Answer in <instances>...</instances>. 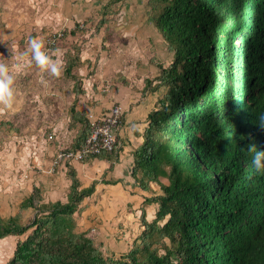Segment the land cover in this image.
<instances>
[{
    "label": "trees",
    "instance_id": "obj_1",
    "mask_svg": "<svg viewBox=\"0 0 264 264\" xmlns=\"http://www.w3.org/2000/svg\"><path fill=\"white\" fill-rule=\"evenodd\" d=\"M122 1L107 2L96 29ZM146 14L171 59L153 60L159 73L143 78V94L165 93L149 113L128 175L151 191L143 203L155 205L154 218L143 205L138 237L119 256L105 253L89 230H77L98 180L82 186L69 162L67 200L47 201L34 186L21 203L34 211L27 221L0 214V239L18 237L6 264H264V173L252 168L248 152L249 144L264 149L256 123L264 112V0H147ZM81 64V56L70 57L65 72L83 96V77L73 72ZM69 116L78 125L69 146L76 150L90 121L76 104ZM121 148L89 158L114 161Z\"/></svg>",
    "mask_w": 264,
    "mask_h": 264
},
{
    "label": "rangeland",
    "instance_id": "obj_2",
    "mask_svg": "<svg viewBox=\"0 0 264 264\" xmlns=\"http://www.w3.org/2000/svg\"><path fill=\"white\" fill-rule=\"evenodd\" d=\"M10 3L9 0H0V59L5 60L15 74L16 100L11 108L0 106V185L3 184V180H7V176L9 180L20 182L25 170L32 167L29 163L30 158H33L36 153L37 141L43 144L45 152L52 149L55 143L57 144L56 140L67 141V145L64 143L63 146L69 147L78 130V125H74L70 117L68 118L69 108L73 104L78 106V103L83 102L88 106L95 103L94 99L74 92V80L65 72L67 60L70 57L83 58L81 66L73 69V72L83 77L82 85L85 92L92 93L97 87L96 90L102 92V97L108 96V92H112L116 86L121 90L129 88L143 93L147 89L148 81V78L144 80L143 78L154 75L153 71L156 72L157 68L148 62L142 65V58L144 59L155 50L159 51L160 60L164 59L166 62L170 58L167 53V44L162 36L154 34L148 23L147 0H135L130 7H134L137 11L139 9L140 14H133L128 18L131 20L128 34L134 36L136 40L140 39V43L147 46V52H140L142 50L140 48L132 49L131 52L140 58L113 57L114 51L109 43L104 44V55L98 49L93 53L90 50L87 53L83 52L84 47L96 48L90 41L93 32L87 31V27L95 23V33L100 21L99 14L83 18L69 16L66 4L62 6L59 0H14L12 8H9ZM119 7H122V4L114 5V8ZM117 21L123 22L126 18L122 15ZM74 28H77L76 34H70ZM58 31H63L64 37L60 38L56 45L47 44L48 37ZM111 34L112 32L107 30L105 38L107 41ZM33 36L44 39L53 59L57 58V50H59V58L63 61L59 76L54 75L50 70L42 71L32 59L29 42ZM120 52L124 54L119 49L115 51L117 54ZM22 53L26 54L21 55ZM120 57L123 56L120 55ZM86 58L90 59L84 60ZM113 60L117 61L112 64ZM135 63L138 65L136 66ZM155 65L158 67L157 64ZM128 69H130L129 75L122 74L114 77L115 74ZM149 92L150 90L143 95ZM51 133L56 134V140H50ZM46 159L52 158L47 156ZM23 165L26 167H22ZM37 171L42 175H49L44 163L37 167ZM123 177L124 181L119 185L112 186L98 182L97 191L95 190L96 192L86 199L83 211L78 216L80 221L84 219V227L101 245L103 251L116 256L125 252L140 234L142 230L140 217L145 204L143 202L145 196L151 195V191H143L138 186L131 185L133 181L130 176ZM61 195L65 194L62 192ZM21 203L19 214L23 221H27L34 211L21 209ZM144 206L146 217L152 220L155 216V205ZM82 228V223L78 224L77 230L80 231ZM17 238L11 235L0 239V264H6L13 256Z\"/></svg>",
    "mask_w": 264,
    "mask_h": 264
},
{
    "label": "crops",
    "instance_id": "obj_3",
    "mask_svg": "<svg viewBox=\"0 0 264 264\" xmlns=\"http://www.w3.org/2000/svg\"><path fill=\"white\" fill-rule=\"evenodd\" d=\"M9 1L11 2L9 8L14 7V3H13L14 0H9ZM108 1L109 0H59V4L61 2H62V6L66 4L65 7L68 12L67 14L69 16L83 18V17H94L99 14V17L101 18L105 5L107 4ZM134 1L135 0L122 1L121 2L122 7L118 8L113 13H109L107 16L109 18V22L106 23L105 26H102L99 29H95V33H94V25H96L95 23L92 24V26L87 27V30L89 28V30L93 32L92 36H90V41L92 44H94V47L96 48L92 47L90 49H87V47L86 48L84 47L82 49L83 52L87 53L90 50V52L93 53L94 50L98 49L104 55L105 52L104 44L106 43H109L111 45V49L112 51H114L113 57L117 56L118 58H124V57L140 58V56H135L134 53L131 52L133 48H140L142 49L140 50V52H147V48H146L147 46H143L140 43V39L136 40L135 38H133L134 36L128 34L129 22L131 21L128 18H130V16H133V14L136 13L140 14L139 9L137 11L135 10L134 7H130L134 4ZM142 12L144 11L142 10ZM122 15H124V18H126L127 22L117 21ZM15 16L17 17V15ZM140 24L142 25L141 22ZM107 30L110 33L112 32V34L110 35V39L108 41L105 39ZM70 34H73L72 31L70 32ZM117 49H119V51L120 50L123 51L124 54H122V52H120L119 54L115 53ZM150 52H152L151 47H150ZM125 53H127L126 54L127 56H125ZM120 55L123 57H120ZM168 56L170 58L169 60H166V62H169L171 59V55L169 53ZM87 59L90 58H86L84 60ZM158 59H160L159 51L155 50L152 52V54H149L144 59L142 58L143 61L142 65L143 63H147V62L150 63L151 66L157 68L156 72L153 71L154 75H157L159 73V68L156 67V65L153 63V60H158ZM81 60L83 61V58H81ZM115 61L117 60H113L111 61V63L114 64ZM137 65L138 64H136V66ZM130 69H128V71L115 74L114 77H116L117 75L121 76L122 74L129 75L128 73ZM142 75L145 74L142 73ZM97 76H99V74H97ZM99 77L98 79H101ZM116 87L113 88L112 92H108V96L106 95V97H102V92L96 90L97 89L96 87L92 91V93L86 92L85 94V97L88 96L92 100L94 99L95 103L89 104L90 106L86 105L84 102L81 104L78 103L77 108L87 113L89 112H95L99 114L103 113L107 111L115 102H119V101L124 104L126 110L124 115L123 125L118 133L119 144L122 146L121 150L119 151L118 159H115L112 156L111 159H114V161L107 158L99 159L98 157H91L83 162H79V161L71 162V165L77 171L78 177L82 182V186H89L91 182H93L94 180H98V182L101 184H108L112 186L119 185L124 181L123 176L127 177L128 169L130 168V165L133 160V151L138 146H140L144 140L142 134L144 128L148 124L149 113L154 109L158 100L165 93L164 87H161L156 90H150V92L147 93L146 95H143V93H140L139 91H132L129 88L121 90V88H118V86ZM107 98H109L110 100H108ZM69 117L70 116H68V118ZM56 139L57 136L53 140ZM56 141L57 144L55 143L52 149L47 150V152H45L43 144L40 141H37L36 153L34 154L33 158H30V163H29L32 167L27 168L25 170V173L21 176L20 182H15L16 180H9L8 179L9 176H7L6 178L7 180H3V184L0 185V214L2 216L7 217L10 215L18 214L20 212L19 210L20 202H22L27 196H29L32 193L34 186L43 187L44 197L47 201L67 200V194L69 191V186L71 184V180L68 177V167L60 166L57 167L54 171H51L53 156L55 155L60 145L62 146L64 143L65 145H67L66 144L67 141L65 142L64 140L63 141L56 140ZM47 156H50L52 159H46ZM41 163H44V165L47 166L49 175L48 174L42 175L38 173L37 167H39ZM22 167L25 168L26 166L23 165ZM45 176L47 178H44ZM87 179L91 181L89 182ZM111 179H114L117 182L114 184L105 182L106 180H111ZM131 185L134 184L132 183ZM62 192L65 195H61ZM84 203H86V201ZM81 223L83 228L80 231H84V230L86 231L87 229L84 227L85 221L83 218L81 221L78 219V224L81 225Z\"/></svg>",
    "mask_w": 264,
    "mask_h": 264
},
{
    "label": "built area",
    "instance_id": "obj_4",
    "mask_svg": "<svg viewBox=\"0 0 264 264\" xmlns=\"http://www.w3.org/2000/svg\"><path fill=\"white\" fill-rule=\"evenodd\" d=\"M81 27H83L81 25ZM64 37L63 31H58L48 37L50 46L56 45L60 38ZM125 107L122 102H115L103 113L89 112L90 134L79 149L68 146H59L52 159L51 171L57 167L66 166L69 162L86 161L92 155L104 152H112L119 143L118 133L123 125ZM55 133L49 135L50 140L55 139Z\"/></svg>",
    "mask_w": 264,
    "mask_h": 264
},
{
    "label": "clouds",
    "instance_id": "obj_5",
    "mask_svg": "<svg viewBox=\"0 0 264 264\" xmlns=\"http://www.w3.org/2000/svg\"><path fill=\"white\" fill-rule=\"evenodd\" d=\"M29 51L32 59L42 71L50 70L56 76L61 74L63 61L59 58V50H57V58L53 59L43 38L31 37ZM24 54L26 53L21 55ZM15 79V74L10 70L9 64L5 60L0 59V106L11 108L14 105L16 100ZM256 114V123L261 130H264V112ZM248 152L252 153V168L257 173H264V149H258L255 144H249Z\"/></svg>",
    "mask_w": 264,
    "mask_h": 264
}]
</instances>
